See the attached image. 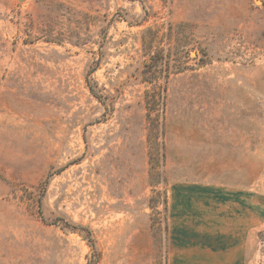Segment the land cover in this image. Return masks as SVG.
Returning a JSON list of instances; mask_svg holds the SVG:
<instances>
[{"label": "rangeland", "instance_id": "374dc122", "mask_svg": "<svg viewBox=\"0 0 264 264\" xmlns=\"http://www.w3.org/2000/svg\"><path fill=\"white\" fill-rule=\"evenodd\" d=\"M65 222L97 264H264V0H0V264H88Z\"/></svg>", "mask_w": 264, "mask_h": 264}, {"label": "crops", "instance_id": "0c3cea01", "mask_svg": "<svg viewBox=\"0 0 264 264\" xmlns=\"http://www.w3.org/2000/svg\"><path fill=\"white\" fill-rule=\"evenodd\" d=\"M232 153L231 150L225 153V155H229V157H223L224 164H244L245 161L246 164H248V150L245 160L244 151L242 152L241 159H234L231 157ZM251 155H253V152ZM252 158L253 156H251V159ZM235 192L236 191H229L227 192L228 194L225 192L213 193L210 197L212 199L214 198L213 202L216 208V217L220 219L221 231L227 235L231 234L233 238L237 239L231 249H238L237 256L240 258L242 249H244V239H247L249 234H252L254 231L255 206L252 198L253 196L249 194V192L243 191L241 195H235ZM249 198H251L250 202ZM239 258L233 263L238 262Z\"/></svg>", "mask_w": 264, "mask_h": 264}, {"label": "trees", "instance_id": "16d2710c", "mask_svg": "<svg viewBox=\"0 0 264 264\" xmlns=\"http://www.w3.org/2000/svg\"><path fill=\"white\" fill-rule=\"evenodd\" d=\"M88 87H89L90 91L94 95H96L94 90H93V88H92V86L89 85V82H88ZM65 225L70 226L72 229H78V230L83 232L84 236L86 237L87 243H88V245H89V247L91 249V254H90V257L88 259V264H97L98 257H99V252H98V250L96 248L95 240L92 237L91 231L88 228H86L84 226H80L78 224H70L68 222H65Z\"/></svg>", "mask_w": 264, "mask_h": 264}]
</instances>
